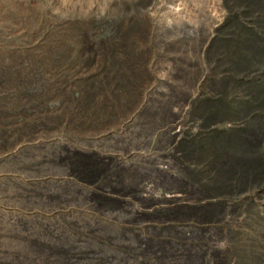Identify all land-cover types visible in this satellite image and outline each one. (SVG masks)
Instances as JSON below:
<instances>
[{"label": "rangeland", "instance_id": "1", "mask_svg": "<svg viewBox=\"0 0 264 264\" xmlns=\"http://www.w3.org/2000/svg\"><path fill=\"white\" fill-rule=\"evenodd\" d=\"M263 96L264 0H0V264H264V180L209 166Z\"/></svg>", "mask_w": 264, "mask_h": 264}, {"label": "bare ground", "instance_id": "2", "mask_svg": "<svg viewBox=\"0 0 264 264\" xmlns=\"http://www.w3.org/2000/svg\"><path fill=\"white\" fill-rule=\"evenodd\" d=\"M59 157V156H58ZM160 159V158H159ZM56 160V159H55ZM60 160V159H59ZM62 161V159H61ZM95 164L97 163L98 165H101V166H105L106 164V161L103 160V159H95ZM111 161V160H110ZM158 162V160H157ZM163 162L162 160H160V163ZM128 163H125V165H127ZM121 167V165H120ZM79 168V167H78ZM77 167L75 169H78ZM124 169V168H123ZM122 169V170H123ZM69 173H73L74 172V169L72 167H69L68 169ZM128 171V170H127ZM65 172V170H64ZM67 172V170H66ZM154 172V171H153ZM158 173L155 174V177L156 178H159V179H169L171 176L170 174L167 173L166 170H162L160 168V171H157ZM71 175V174H69ZM99 175V173H97V176ZM66 176V174H65ZM132 179V178H131ZM62 181H65V177L61 178ZM60 180V181H61ZM123 181V180H122ZM125 181V180H124ZM107 182V181H106ZM132 182V181H131ZM61 183V182H60ZM62 184V183H61ZM67 184V183H66ZM135 184V183H134ZM131 185V184H130ZM105 186V185H104ZM66 187V186H65ZM56 190V188H54ZM54 190V191H55ZM60 190V189H59ZM46 192V191H45ZM49 193V192H48ZM53 193V192H52ZM59 193V192H58ZM51 195V194H50ZM54 195V194H53ZM57 195V194H56ZM67 195V194H66ZM74 195V193H73ZM63 196V195H62ZM79 196V195H78ZM61 197V196H60ZM60 197H57V198H60ZM66 197V196H65ZM71 197V196H69ZM172 197V196H171ZM175 197V196H174ZM45 198V197H44ZM43 199V198H42ZM46 199V198H45ZM63 199H66V198H63ZM80 199V198H79ZM169 199H172L169 197ZM176 199V198H175ZM41 200V199H40ZM50 200V199H49ZM168 200V199H167ZM173 200V199H172ZM178 200V199H177ZM61 201V200H60ZM73 201V200H72ZM43 202V201H42ZM76 202V201H74ZM78 202V200H77ZM179 202V200H178ZM47 203V202H46ZM50 203V202H49ZM53 203V202H52ZM48 204V203H47ZM51 204V203H50ZM82 204V203H81ZM54 206V205H53ZM55 209V208H54ZM65 209V208H64ZM53 210V209H52ZM135 210V209H134ZM136 211V210H135ZM134 216V215H133ZM17 222V221H15ZM15 224V223H14ZM24 227V226H23ZM19 228V227H18ZM45 230L46 232L44 231V229L42 230V232H39L40 234L37 236V241H39V243L41 244H58V245H61L63 244V246H67L68 247H71L73 249V252L76 251V252H83L81 250H79L77 248V245L76 243H78L77 241V238L73 239V236H68L65 232L61 231L60 230V227L57 226L56 224H51V225H47L45 226ZM22 231V230H21ZM26 231V230H25ZM48 231V233H47ZM23 232V231H22ZM33 234V233H32ZM190 235V234H189ZM184 237L188 238V233H185L184 234ZM33 238V237H32ZM42 240V242H41ZM67 242V243H66ZM82 243V242H81ZM80 243V244H81ZM144 244V243H143ZM159 244V243H158ZM161 245V244H160ZM164 245V244H163ZM29 246V245H28ZM139 245H137L135 248H137ZM150 246V245H149ZM153 246V245H152ZM164 246H168V245H164ZM30 247V246H29ZM161 247V246H159ZM170 247V246H169ZM139 248V247H138ZM86 249V248H85ZM164 249V248H163ZM59 250V249H58ZM84 250V249H83ZM139 250V249H138ZM141 250V249H140ZM148 250V248H147ZM146 250V251H147ZM153 250V249H152ZM57 251V250H56ZM86 251V250H85ZM54 252V251H53ZM38 253V252H37ZM85 253V252H84ZM149 253V252H148ZM169 253L172 254L173 256L170 257V258H167V259H163V263H168V262H171V263H175V262H182V261H187V262H194V263H199V261H203L205 264H207V259L203 256V250L202 249H199L195 246H191L190 244H184V245H173L171 249H169ZM40 254V253H39ZM47 254V252H45V255ZM49 254V253H48ZM65 254V253H64ZM51 255V254H50ZM62 255V254H61ZM60 255V258H54V260H51L48 264H110L109 261L105 260L103 256V259L104 260H101V259H98V257H92V256H83V257H80L79 255L76 256V257H67L66 255V258H62V256ZM71 255V254H70ZM69 255V256H70ZM83 255V254H82ZM92 255V254H91ZM186 255H192L190 258H186L185 256ZM201 255V256H200ZM10 256V255H9ZM53 256V255H52ZM98 256V254L96 255ZM203 256V257H202ZM54 257V256H53ZM160 258V257H159ZM48 259V258H47ZM53 259V258H52ZM108 259V258H107ZM19 260V259H18ZM46 260V259H45ZM8 262V261H7ZM25 262V261H24ZM29 262H31V264H39V262H34V261H31L29 260ZM9 263V262H8ZM120 263V262H119ZM118 263V264H119ZM161 263V262H160ZM43 264V263H42Z\"/></svg>", "mask_w": 264, "mask_h": 264}, {"label": "trees", "instance_id": "3", "mask_svg": "<svg viewBox=\"0 0 264 264\" xmlns=\"http://www.w3.org/2000/svg\"><path fill=\"white\" fill-rule=\"evenodd\" d=\"M238 1L247 2V0ZM261 98V101L254 107L258 110L254 117V124L256 123V125L258 121H264V115L261 113L263 110L262 107L264 106V96ZM262 136H264V131H258L252 137H250V133H247L246 136L239 140V143L234 142V147L235 143L237 147H243V149L239 151L238 156H233L230 153L222 154L223 148L219 149V147H214L209 166L216 170L219 168L224 172H229L232 176L239 173L241 181L239 184H259L264 180V153H261L257 148V144L262 139ZM223 187L225 186L219 188L221 192H223Z\"/></svg>", "mask_w": 264, "mask_h": 264}]
</instances>
